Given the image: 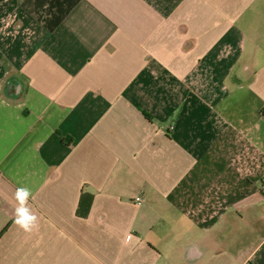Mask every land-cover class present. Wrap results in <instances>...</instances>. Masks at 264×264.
Listing matches in <instances>:
<instances>
[{
  "label": "crops",
  "instance_id": "obj_1",
  "mask_svg": "<svg viewBox=\"0 0 264 264\" xmlns=\"http://www.w3.org/2000/svg\"><path fill=\"white\" fill-rule=\"evenodd\" d=\"M0 264H264V0H0Z\"/></svg>",
  "mask_w": 264,
  "mask_h": 264
},
{
  "label": "clouds",
  "instance_id": "obj_2",
  "mask_svg": "<svg viewBox=\"0 0 264 264\" xmlns=\"http://www.w3.org/2000/svg\"><path fill=\"white\" fill-rule=\"evenodd\" d=\"M29 195L28 189L21 188L17 190L18 200L22 197L26 201ZM16 223L23 230L31 231L33 228L37 227V217L31 214L27 209L24 210L23 214H21L20 209H17Z\"/></svg>",
  "mask_w": 264,
  "mask_h": 264
},
{
  "label": "built area",
  "instance_id": "obj_3",
  "mask_svg": "<svg viewBox=\"0 0 264 264\" xmlns=\"http://www.w3.org/2000/svg\"><path fill=\"white\" fill-rule=\"evenodd\" d=\"M142 201V199L141 198H138L137 199V202H139V204H140V202Z\"/></svg>",
  "mask_w": 264,
  "mask_h": 264
}]
</instances>
